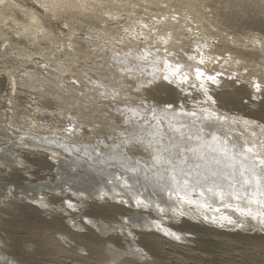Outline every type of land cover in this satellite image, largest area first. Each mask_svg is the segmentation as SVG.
<instances>
[{
  "label": "rangeland",
  "instance_id": "374dc122",
  "mask_svg": "<svg viewBox=\"0 0 264 264\" xmlns=\"http://www.w3.org/2000/svg\"><path fill=\"white\" fill-rule=\"evenodd\" d=\"M168 110L264 139V0H0V264H264V230L116 200L39 142L123 143L127 116Z\"/></svg>",
  "mask_w": 264,
  "mask_h": 264
},
{
  "label": "bare ground",
  "instance_id": "6f19581e",
  "mask_svg": "<svg viewBox=\"0 0 264 264\" xmlns=\"http://www.w3.org/2000/svg\"><path fill=\"white\" fill-rule=\"evenodd\" d=\"M140 113L135 111L136 117L133 114V119L135 118L137 121L126 115L127 122H130V132L126 135L123 143L103 141L100 145H94L93 149L86 142H80V146L79 143L68 142L67 139H45L46 137L43 139L44 136L39 142H44L47 146L54 145L47 147L48 150H52L48 154L52 156L53 160L62 155L77 160L78 164H86L87 169L95 176H99L96 180H92L94 183L99 180L95 186H103L109 196L116 200L124 198V192L137 188L146 191L149 196L155 195L154 198H150V201L148 200V204L143 203L140 206L149 210L151 208L163 217L170 218L172 215L183 213L196 221L200 220L203 224L212 226L215 224L218 228L228 232L248 227L264 230V195H262L264 193V165L253 168L254 164H258V158L264 157V139L240 145L236 138L238 135L234 134L236 121H230L226 115L221 113L208 111L205 116L208 117L210 123L226 125L227 131L233 133L236 139L233 140L231 139L233 135L227 132L221 133L218 130H214L212 135H208L205 127L207 121L201 113L183 116L181 113L179 115L173 110H168L153 115L150 111L143 116L141 123H138V118L142 117ZM236 123L238 124V122ZM246 123H242L243 126L251 127L248 126L249 123ZM196 145L200 146L199 153L184 152L185 146ZM249 147L252 148L251 152L247 151ZM157 153L171 156L177 161V172L175 173L177 181L173 182L168 179L173 174L166 170L169 165L161 164L149 167V164L152 163V155ZM185 155L202 156L204 159H193L181 163L180 161ZM197 163L201 165L199 168L196 167ZM180 169L191 173L187 177V183L184 182V176L179 171ZM212 172H215L216 175L213 176ZM213 181L221 185V188L215 189ZM210 186L215 191L222 190L224 195L221 197L207 191ZM139 198H135V200ZM120 202L122 201L120 200ZM54 211L57 213V210L54 209ZM192 211L198 214H195L194 217Z\"/></svg>",
  "mask_w": 264,
  "mask_h": 264
},
{
  "label": "snow or ice",
  "instance_id": "6c2138e0",
  "mask_svg": "<svg viewBox=\"0 0 264 264\" xmlns=\"http://www.w3.org/2000/svg\"><path fill=\"white\" fill-rule=\"evenodd\" d=\"M199 62L201 64L204 63L203 59H201ZM176 72L179 73V65H177ZM204 75H205V73L203 71L198 70V76H197L198 79L200 77H203ZM163 79L168 81V83H172L173 82L172 80L169 79L168 76L163 77ZM184 79L187 80V77H184ZM208 80H210L213 84L217 83L216 79L214 77H212L211 75L208 76ZM201 87H203V85H201ZM260 88H261V86L259 84H257L256 85V89L259 91ZM209 99H211V98L209 97ZM169 106L171 107V105H169ZM193 115H195V113H193ZM213 139H216V137H213ZM199 149H200L199 145H196V146H185L184 147V152L185 153H199ZM247 151L251 152L252 148L249 147L247 149ZM193 159H201L202 160V159H204V157H202V156L192 157V156L185 155V157L180 162L181 163H185V162H187L189 160H193ZM217 163H219V161H217ZM161 164L169 165V168L166 169V170L170 171L171 173H173L172 175H170L168 177V179H170L173 182L177 181V175L175 174L177 172V161H175L171 156H163L160 153L152 155V163L149 164V167H156L157 165H161ZM260 165H264V157L258 158V164H254L253 168H255L257 166H260ZM200 166L201 165L199 163L196 164L197 168H199ZM133 171H135V169H133ZM179 171L181 173H183L184 182L187 183L188 182L187 177H189L191 175V173L185 172L184 169H180ZM212 175L215 176L216 173L212 172ZM197 182H199V181H197ZM213 184L215 185V189H220L221 188V185H219L215 181H213ZM215 189L210 186V187H208L207 191L213 192L214 195H219L221 197L224 195V192L222 190L221 191H215ZM141 203H142V201H141ZM69 206H71V205H69ZM229 222H231V221H229Z\"/></svg>",
  "mask_w": 264,
  "mask_h": 264
}]
</instances>
